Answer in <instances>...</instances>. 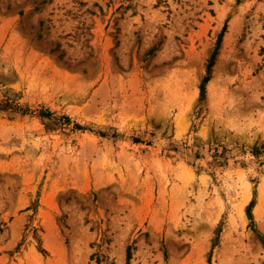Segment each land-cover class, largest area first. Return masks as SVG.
<instances>
[{
	"label": "rangeland",
	"instance_id": "obj_1",
	"mask_svg": "<svg viewBox=\"0 0 264 264\" xmlns=\"http://www.w3.org/2000/svg\"><path fill=\"white\" fill-rule=\"evenodd\" d=\"M263 240L264 0H0V264H264Z\"/></svg>",
	"mask_w": 264,
	"mask_h": 264
},
{
	"label": "trees",
	"instance_id": "obj_2",
	"mask_svg": "<svg viewBox=\"0 0 264 264\" xmlns=\"http://www.w3.org/2000/svg\"><path fill=\"white\" fill-rule=\"evenodd\" d=\"M224 31H225V30L223 29L222 33H221L220 36H219V39H218V46H219V44H220V41H221V38H222V35H223ZM218 46L216 47L214 53H213L212 56H211V59H210L209 64H208V72H207V76H206L205 79L203 80V83H202V86H201V96H202V97H203L204 94H205V85H206V83H208V81H209V70H210V68L213 66L214 58L216 57L217 52H218ZM151 51H152V50H151ZM252 207H253V202L251 203L250 208H249V210H248V212H247L248 218H249V220H251V221L253 220V219H252V214H251V208H252ZM263 243H264V240H263ZM128 251H129V250H128ZM130 259H131V254H130V252H128V253H127V260L129 261Z\"/></svg>",
	"mask_w": 264,
	"mask_h": 264
},
{
	"label": "bare ground",
	"instance_id": "obj_3",
	"mask_svg": "<svg viewBox=\"0 0 264 264\" xmlns=\"http://www.w3.org/2000/svg\"><path fill=\"white\" fill-rule=\"evenodd\" d=\"M263 188H261V191H262Z\"/></svg>",
	"mask_w": 264,
	"mask_h": 264
}]
</instances>
